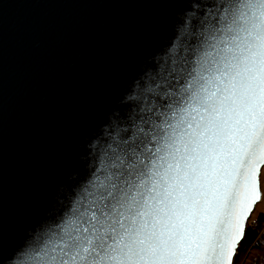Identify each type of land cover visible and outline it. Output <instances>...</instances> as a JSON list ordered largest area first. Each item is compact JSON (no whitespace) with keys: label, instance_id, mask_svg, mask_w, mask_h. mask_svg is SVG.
<instances>
[{"label":"snow or ice","instance_id":"1","mask_svg":"<svg viewBox=\"0 0 264 264\" xmlns=\"http://www.w3.org/2000/svg\"><path fill=\"white\" fill-rule=\"evenodd\" d=\"M192 8L0 264H232L262 196L264 0ZM2 191L0 168V241Z\"/></svg>","mask_w":264,"mask_h":264},{"label":"water","instance_id":"2","mask_svg":"<svg viewBox=\"0 0 264 264\" xmlns=\"http://www.w3.org/2000/svg\"><path fill=\"white\" fill-rule=\"evenodd\" d=\"M194 3L0 0L5 259L69 174L83 168L88 142Z\"/></svg>","mask_w":264,"mask_h":264},{"label":"trees","instance_id":"3","mask_svg":"<svg viewBox=\"0 0 264 264\" xmlns=\"http://www.w3.org/2000/svg\"><path fill=\"white\" fill-rule=\"evenodd\" d=\"M254 218L257 224L253 225L252 219L248 220L244 236L234 256L233 264L242 263L243 260L244 263L247 257L252 253L251 250L255 252L251 262L254 261V264L257 262L261 263L264 259V230H262L264 227V213L259 212Z\"/></svg>","mask_w":264,"mask_h":264},{"label":"rangeland","instance_id":"4","mask_svg":"<svg viewBox=\"0 0 264 264\" xmlns=\"http://www.w3.org/2000/svg\"><path fill=\"white\" fill-rule=\"evenodd\" d=\"M260 187H261L262 196H261L260 201L256 204L253 213L249 217L250 220L253 219L255 216H257L259 212L264 213V173H262V176H261V186ZM247 223H248V221H247ZM251 251H252V253L247 257L246 261L243 263V261H244L243 260L242 263L240 262L239 264H254V261L251 262V260L254 257L255 252H254V250H251ZM256 264H264V259L262 260L261 263L257 262Z\"/></svg>","mask_w":264,"mask_h":264},{"label":"built area","instance_id":"5","mask_svg":"<svg viewBox=\"0 0 264 264\" xmlns=\"http://www.w3.org/2000/svg\"><path fill=\"white\" fill-rule=\"evenodd\" d=\"M252 224H253V225H256V224H257V222L255 221V218L252 219ZM262 230H264V227L262 228Z\"/></svg>","mask_w":264,"mask_h":264}]
</instances>
